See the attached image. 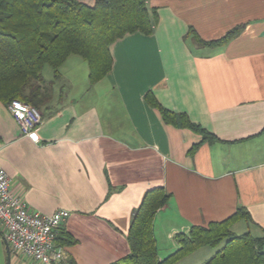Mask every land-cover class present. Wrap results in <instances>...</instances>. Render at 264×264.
<instances>
[{
    "label": "crops",
    "instance_id": "0c3cea01",
    "mask_svg": "<svg viewBox=\"0 0 264 264\" xmlns=\"http://www.w3.org/2000/svg\"><path fill=\"white\" fill-rule=\"evenodd\" d=\"M148 6L158 12L154 33L115 42L113 68L102 81L91 85L88 65L76 56L58 79L53 73L57 87L45 81L39 142L22 135L0 102V168L12 192L32 211L70 213L59 231L75 243L60 246L66 259L57 264L127 257L134 213L158 187L171 195L154 219L160 259L179 249L178 235L240 207L251 220L235 223L234 234L264 236V0H148ZM242 24L239 37L216 48L185 38L193 28L213 41ZM148 93L217 141L190 155L202 136L167 125L147 103ZM10 264L39 263L11 254Z\"/></svg>",
    "mask_w": 264,
    "mask_h": 264
},
{
    "label": "trees",
    "instance_id": "16d2710c",
    "mask_svg": "<svg viewBox=\"0 0 264 264\" xmlns=\"http://www.w3.org/2000/svg\"><path fill=\"white\" fill-rule=\"evenodd\" d=\"M94 1V6H89L78 0H0L1 103L8 106L21 101L39 110L47 100L44 67L50 66L58 79L61 67L71 56H79L88 64L90 84L94 85L112 71L110 47L115 42L136 33L151 36L158 25L157 9L150 8L148 0ZM245 28V24L236 26L213 41H204L191 28L185 38L202 48H216L239 37ZM146 101L160 112L167 125L202 136V141L189 150L190 155L202 144L217 141L188 115L164 108L151 93ZM170 198L164 187L145 194L127 235L130 253L114 264H175L201 248L217 247L223 242L224 248L203 264H264V236L236 235L232 231L235 223L251 220L243 207L223 221L192 226L189 234L178 235L179 249L161 260L154 219ZM59 232V247L75 243L70 234Z\"/></svg>",
    "mask_w": 264,
    "mask_h": 264
},
{
    "label": "built area",
    "instance_id": "2783aa9c",
    "mask_svg": "<svg viewBox=\"0 0 264 264\" xmlns=\"http://www.w3.org/2000/svg\"><path fill=\"white\" fill-rule=\"evenodd\" d=\"M8 110L19 125L22 135L39 142L37 134L42 122L40 111L34 106L13 101ZM70 217L69 211L59 210L44 214L30 210L28 204L15 196L10 188V178L0 168V225L11 254L30 257L39 264H57L66 259L61 247L56 244L58 232Z\"/></svg>",
    "mask_w": 264,
    "mask_h": 264
},
{
    "label": "rangeland",
    "instance_id": "374dc122",
    "mask_svg": "<svg viewBox=\"0 0 264 264\" xmlns=\"http://www.w3.org/2000/svg\"><path fill=\"white\" fill-rule=\"evenodd\" d=\"M76 57L78 59H81L79 56H76ZM81 61H83V60L81 59ZM83 63H85V65H88L86 62H83ZM42 76H43V79L48 84L52 80L51 81L52 85L53 86L56 85V87H57L59 82H54V80H53V70H52V68L50 66H45L44 67V69L42 71ZM59 86H61V84ZM4 232H5L4 228L0 225V264H8L7 249H6V246H5L4 241H3ZM240 235H242V234H240ZM224 246H225V242L221 243L217 247H204V248H201V249L197 250L196 252H194V254L192 253V254L186 256L185 258H183L182 260H180L179 262H177L175 264H203L206 261H208L215 253L221 251L224 248ZM198 251H203V252H198ZM196 253H199V254H196ZM167 257L168 256L164 257L163 259H165ZM163 259H161V260H163Z\"/></svg>",
    "mask_w": 264,
    "mask_h": 264
},
{
    "label": "water",
    "instance_id": "95a60500",
    "mask_svg": "<svg viewBox=\"0 0 264 264\" xmlns=\"http://www.w3.org/2000/svg\"><path fill=\"white\" fill-rule=\"evenodd\" d=\"M4 244L6 246L7 249V255H8V264H10L11 262V251H10V246L8 244V242L5 240V238H3Z\"/></svg>",
    "mask_w": 264,
    "mask_h": 264
}]
</instances>
